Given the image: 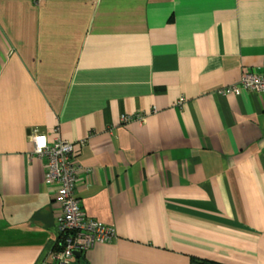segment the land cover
Here are the masks:
<instances>
[{"label": "crops", "instance_id": "crops-1", "mask_svg": "<svg viewBox=\"0 0 264 264\" xmlns=\"http://www.w3.org/2000/svg\"><path fill=\"white\" fill-rule=\"evenodd\" d=\"M263 64L264 0H0V264H60L37 133L116 232L65 264H264Z\"/></svg>", "mask_w": 264, "mask_h": 264}, {"label": "built area", "instance_id": "built-area-1", "mask_svg": "<svg viewBox=\"0 0 264 264\" xmlns=\"http://www.w3.org/2000/svg\"><path fill=\"white\" fill-rule=\"evenodd\" d=\"M220 90L227 94H238L243 90L264 93V64L260 72L245 70L238 82ZM129 118L128 115H123L124 120ZM32 142L34 154L45 161L44 181L57 185L61 203L57 225L62 249L60 245L56 255L58 262L65 264L76 251L89 249L97 243L111 242L116 236L115 229L90 217L75 195L80 176L86 181L92 168L80 163L74 143L61 137L50 141L43 133L34 134Z\"/></svg>", "mask_w": 264, "mask_h": 264}, {"label": "trees", "instance_id": "trees-1", "mask_svg": "<svg viewBox=\"0 0 264 264\" xmlns=\"http://www.w3.org/2000/svg\"><path fill=\"white\" fill-rule=\"evenodd\" d=\"M191 264H224V263H219V262H215L212 260H206V259L192 258Z\"/></svg>", "mask_w": 264, "mask_h": 264}, {"label": "water", "instance_id": "water-1", "mask_svg": "<svg viewBox=\"0 0 264 264\" xmlns=\"http://www.w3.org/2000/svg\"><path fill=\"white\" fill-rule=\"evenodd\" d=\"M77 255H79V253Z\"/></svg>", "mask_w": 264, "mask_h": 264}, {"label": "snow or ice", "instance_id": "snow-or-ice-1", "mask_svg": "<svg viewBox=\"0 0 264 264\" xmlns=\"http://www.w3.org/2000/svg\"><path fill=\"white\" fill-rule=\"evenodd\" d=\"M41 143H42V141H41Z\"/></svg>", "mask_w": 264, "mask_h": 264}]
</instances>
